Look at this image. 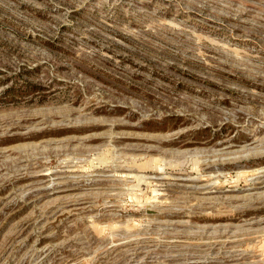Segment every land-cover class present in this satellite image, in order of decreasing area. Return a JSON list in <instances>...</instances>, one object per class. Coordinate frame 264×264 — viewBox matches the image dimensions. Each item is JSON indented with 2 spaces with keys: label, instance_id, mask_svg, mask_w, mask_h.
Instances as JSON below:
<instances>
[{
  "label": "rangeland",
  "instance_id": "obj_1",
  "mask_svg": "<svg viewBox=\"0 0 264 264\" xmlns=\"http://www.w3.org/2000/svg\"><path fill=\"white\" fill-rule=\"evenodd\" d=\"M0 264H264V0H0Z\"/></svg>",
  "mask_w": 264,
  "mask_h": 264
}]
</instances>
